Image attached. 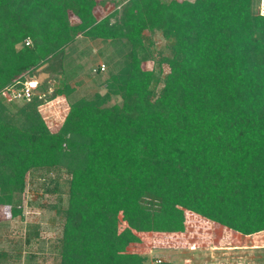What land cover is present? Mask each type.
<instances>
[{
    "label": "trees",
    "instance_id": "1",
    "mask_svg": "<svg viewBox=\"0 0 264 264\" xmlns=\"http://www.w3.org/2000/svg\"><path fill=\"white\" fill-rule=\"evenodd\" d=\"M102 6L0 0V94L40 70L63 75L80 36L127 49L104 94L78 97L76 84L48 94L43 81L20 106L0 98V208L21 215L32 172L54 193L65 173L58 264H147L152 233L183 232L184 213L202 229L263 232L264 17L252 0H126L98 19ZM144 32L169 54L156 59ZM58 96L69 110L52 133L38 108Z\"/></svg>",
    "mask_w": 264,
    "mask_h": 264
},
{
    "label": "rangeland",
    "instance_id": "2",
    "mask_svg": "<svg viewBox=\"0 0 264 264\" xmlns=\"http://www.w3.org/2000/svg\"><path fill=\"white\" fill-rule=\"evenodd\" d=\"M103 1L101 10L96 11V17L101 19L111 13L114 6H122L126 0ZM182 2L185 0H176ZM193 1V0H187ZM259 0H252V12L257 15ZM72 24L76 19L71 17ZM114 19L111 20V23ZM145 45L150 42V50L156 59L158 53L169 54L168 43L161 34L153 35L144 32ZM126 48L120 44L95 41L80 36L65 51L64 74L44 73L39 71L36 82L46 81L48 94L64 84H76L77 96H91L94 93L106 92L105 73L118 71L124 62ZM101 64L105 65L104 74L97 75L94 70ZM145 69H156L154 62L144 65ZM163 76L168 73L167 65H162ZM26 78L28 75L25 76ZM0 98L7 105H21L22 101H9ZM114 97L111 103H117ZM69 110V104L63 96H58L43 103L38 111L49 131L56 133L61 127ZM53 176V175H52ZM41 171H34L26 177L25 190L22 195L21 215L13 218L9 209L0 208V253L6 258L0 259V264H58L57 241L61 237L62 217L53 207L58 204L61 209L67 205L68 176L62 173L59 192L53 190V185L43 179ZM190 217V218H189ZM183 232H153L152 240L145 244L147 264L156 261L174 264H264V231L250 236H243L217 224L209 223V229L196 226L197 217L184 213ZM198 225V224H197ZM193 226V227H192ZM195 226V227H194ZM29 233V242L26 236ZM143 249V250H144Z\"/></svg>",
    "mask_w": 264,
    "mask_h": 264
},
{
    "label": "built area",
    "instance_id": "3",
    "mask_svg": "<svg viewBox=\"0 0 264 264\" xmlns=\"http://www.w3.org/2000/svg\"><path fill=\"white\" fill-rule=\"evenodd\" d=\"M257 15L264 17V0H259L258 2V9H257ZM30 44L29 40L25 41V46H28ZM103 72L105 71V65L101 64L99 65L94 72ZM20 85L21 87H17ZM37 87L36 81H26V82H18L13 86L6 87L2 90L1 96L3 98L5 97L10 102L12 101H23V100H29L31 96L33 95V91ZM161 261H156L155 264H159Z\"/></svg>",
    "mask_w": 264,
    "mask_h": 264
}]
</instances>
